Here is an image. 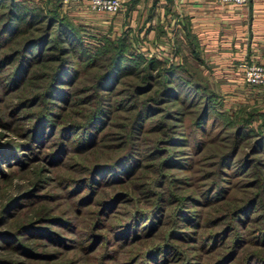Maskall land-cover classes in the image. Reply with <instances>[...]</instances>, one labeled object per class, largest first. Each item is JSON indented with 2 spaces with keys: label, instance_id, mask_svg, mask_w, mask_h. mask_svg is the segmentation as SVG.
Returning <instances> with one entry per match:
<instances>
[{
  "label": "rangeland",
  "instance_id": "rangeland-1",
  "mask_svg": "<svg viewBox=\"0 0 264 264\" xmlns=\"http://www.w3.org/2000/svg\"><path fill=\"white\" fill-rule=\"evenodd\" d=\"M29 1L47 6L45 0ZM74 4L62 8L69 17ZM97 18L107 20L108 13ZM106 32L112 38L122 34L121 30ZM99 34L103 32L85 29L89 40ZM130 35L137 49L148 57L157 56V44L148 43L150 50L139 35ZM8 50L0 49V56ZM169 56L162 60L170 61ZM12 67L11 63L0 70V264H264V188L255 180L264 178V158L253 149V137L241 141L235 157L250 163L246 170L235 161L219 169V157L231 146L234 130L220 123L206 134L193 133L188 125L180 129L187 133L183 134L187 142L184 139L179 147L184 148L180 167L142 168L136 172L139 176L124 175L122 180L103 171L90 178L93 163L106 162L114 153L111 147L123 135L124 116L131 113L114 108L98 129L95 148L89 150L75 148L76 134L68 135L64 150L60 143L65 138L57 133L49 134L39 147L30 146L34 116L46 103L45 98L38 104L33 101V95L42 92L36 88L42 81L28 80L13 91L6 84ZM72 91L74 102L61 108L62 122L91 106L83 104L85 93ZM114 98L116 104L123 95ZM232 105L221 107L243 117L263 108ZM152 122L148 120L146 126ZM261 123L262 118L255 117L251 125ZM143 138L139 144L145 146ZM164 177L166 200L173 202L176 198L171 194H178L180 202L169 205L159 220L137 212L134 222L131 213L152 207L149 190ZM255 195L257 204L250 200ZM147 218L156 225L144 228ZM127 220L137 225L134 237L121 234Z\"/></svg>",
  "mask_w": 264,
  "mask_h": 264
},
{
  "label": "trees",
  "instance_id": "trees-1",
  "mask_svg": "<svg viewBox=\"0 0 264 264\" xmlns=\"http://www.w3.org/2000/svg\"><path fill=\"white\" fill-rule=\"evenodd\" d=\"M45 2L47 6L29 0H0V49L9 48L0 56V70L4 65L13 64L6 84L14 91L28 80L42 81V84H36L42 92L34 94L33 101L38 104L46 99L45 106L34 116L30 146L39 147L48 141L49 134L57 133L65 138L60 143L63 150L69 145L70 134L77 135L76 149L95 148L98 129L107 122L115 108L131 114L124 116L125 122L120 127L123 135L111 147L114 153L106 162L93 163L90 178L103 171L109 177L120 175L122 180L128 175H132L128 179L139 176L136 172L142 168L180 167L184 159L180 154L184 148L179 147L184 139L187 142V136L183 135L187 133L180 129L186 125L196 134H206L210 127L220 123L225 129L234 128L231 146L219 157L222 163H219V169L235 161L241 141L249 137L254 138L253 149L264 158V110H250L245 117L230 115L222 108L219 92L185 59L176 64L155 55L148 57L133 45L127 30L115 38L102 34L89 40L83 25L62 11V0ZM190 41L191 52L198 59V43L193 38ZM72 89L75 94L78 91L79 94L85 93L81 98L83 104L91 106L85 111L79 110V116L62 122L61 108L67 109L74 102ZM116 95H123V98L115 104ZM21 107L25 108L24 105ZM255 117L262 118L261 125L256 127L251 125ZM150 119L153 122L146 126ZM140 138L145 146L139 144ZM199 148L197 143L196 149ZM235 162L243 170L250 166L244 158ZM255 180L256 185L264 188V178ZM168 181L172 182V179ZM157 183L153 182L149 190L152 207L135 209L130 216L133 220H136L137 212L159 220L169 205L180 202L182 197L178 199V194H171L176 198L173 202L166 200V193L162 190L165 177ZM257 196L250 199L252 203L257 204ZM134 222L126 221L120 230L123 236L137 235ZM145 225L144 228H150L156 224L147 218Z\"/></svg>",
  "mask_w": 264,
  "mask_h": 264
},
{
  "label": "crops",
  "instance_id": "crops-1",
  "mask_svg": "<svg viewBox=\"0 0 264 264\" xmlns=\"http://www.w3.org/2000/svg\"><path fill=\"white\" fill-rule=\"evenodd\" d=\"M72 9L70 17L85 29L106 34L128 28L129 35L135 32L150 50L152 43L157 44L160 59L168 58V53H175L180 62L185 59L219 92L224 109L226 103L233 107L250 103L264 110V86L246 83L238 68L242 60L264 64V0L244 5L221 0H123L121 11L108 14L107 20L97 18L105 13L82 4ZM190 38L198 43V59L191 52Z\"/></svg>",
  "mask_w": 264,
  "mask_h": 264
},
{
  "label": "built area",
  "instance_id": "built-area-1",
  "mask_svg": "<svg viewBox=\"0 0 264 264\" xmlns=\"http://www.w3.org/2000/svg\"><path fill=\"white\" fill-rule=\"evenodd\" d=\"M223 3H233L236 5H244L248 0H221ZM77 3L85 5L89 10L98 13L117 14L121 11L123 0H62V6H66L69 3ZM169 63L180 64L179 58L175 53L170 54ZM241 76L243 80L251 85L264 86V64L251 63L246 60H242L238 64Z\"/></svg>",
  "mask_w": 264,
  "mask_h": 264
}]
</instances>
